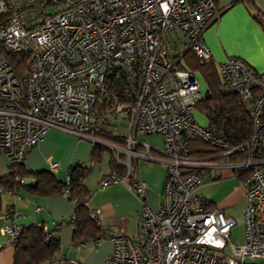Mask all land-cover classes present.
Segmentation results:
<instances>
[{
    "label": "built area",
    "instance_id": "2783aa9c",
    "mask_svg": "<svg viewBox=\"0 0 264 264\" xmlns=\"http://www.w3.org/2000/svg\"><path fill=\"white\" fill-rule=\"evenodd\" d=\"M218 1L0 0V149L9 164L25 162L50 130L91 139L127 157L126 176L108 174L100 187L125 184L143 207L135 238L121 228L93 240L96 246L105 240L114 245L104 264H264V72L236 58L218 65L224 89L240 97L254 124L251 140L232 147L221 133L196 121L204 95L184 59L189 52L201 65L214 61L203 35L220 17ZM20 63L26 66L24 81L15 69ZM99 134L120 137L126 146L103 143L96 139ZM150 135L161 137L162 147L139 139ZM189 141L221 153L213 160L194 157ZM152 150L163 158L152 157ZM241 151H246L244 160H230ZM135 159L167 167L158 210L149 203ZM58 167L50 164L52 171ZM219 168L247 174L242 181L244 242L239 245L232 242L238 221L209 208L199 193L211 173L219 177ZM91 217L104 224L101 211ZM2 219L9 221L2 234L15 244L22 232L17 214L9 209Z\"/></svg>",
    "mask_w": 264,
    "mask_h": 264
},
{
    "label": "crops",
    "instance_id": "0c3cea01",
    "mask_svg": "<svg viewBox=\"0 0 264 264\" xmlns=\"http://www.w3.org/2000/svg\"><path fill=\"white\" fill-rule=\"evenodd\" d=\"M217 7L220 17L207 28L203 35L214 62L220 65L229 59L236 58L246 62L254 71L263 73L264 27L256 16L260 15L264 18V0H246L236 3L230 0H219ZM207 90L206 84V91L202 90V92L205 94ZM96 139L99 140L97 137ZM139 139L157 149L163 144V139L155 135L143 136ZM95 145L91 139L59 130H50L26 155L25 165L29 171H46L51 173L57 181L65 183L73 166L91 164V169L84 181L86 190L92 194L89 201L90 209L99 210L103 214L104 224L101 227L106 234L116 235L121 228H124L130 237L135 238L137 218L143 207L141 200L122 183L112 184L104 189L100 187L101 180L111 172L121 175L125 171L124 168L121 170V168L113 167L112 164L113 159L124 154L118 150L105 149L98 153L97 158H94ZM136 150L143 152L141 146H138ZM150 155L157 159L163 158L162 154L155 150L150 152ZM119 160L124 164L127 157L125 156V160L124 158ZM51 163L59 165L57 171L51 170ZM132 163L138 177L147 185V198L151 207L158 210L161 206L167 167L161 162L142 159L132 160ZM9 170V162L0 149V264H14L16 254L15 244H9L1 231L4 225L9 224V221L2 219L9 209H13L17 214V223L22 229L37 225L43 226L47 232L57 233L56 239L59 241L60 251L56 254L55 260L76 261L79 264H104L112 256L114 245L110 240L103 241L100 246L93 243L94 239H90L85 246L75 245V226L72 220L76 207L66 194L57 192L40 196L21 189L18 191L19 198H15L4 183ZM217 172L220 173L218 179L215 178L214 173H211L203 182L199 193L212 207L222 209L228 216L235 218L239 212L233 202L235 191L239 192V190L235 185L230 187L233 184L231 179L234 177V172L228 168H219ZM240 183L245 199V186L241 180ZM25 185L28 189H32L35 179H27ZM237 197L239 199V195ZM244 209L245 206L243 217Z\"/></svg>",
    "mask_w": 264,
    "mask_h": 264
},
{
    "label": "trees",
    "instance_id": "16d2710c",
    "mask_svg": "<svg viewBox=\"0 0 264 264\" xmlns=\"http://www.w3.org/2000/svg\"><path fill=\"white\" fill-rule=\"evenodd\" d=\"M239 1L246 0H238L237 2ZM256 18L264 27V18L260 15L256 16ZM184 59L189 69L196 73L199 71L205 78L208 90L205 94L203 93V100L197 105L196 109L206 117L208 127L221 133L232 147H240L248 143L254 132L253 120L240 97L224 89L222 80L218 75V65L214 61L210 64L201 65L198 59L189 52L185 54ZM15 69L21 81H24L26 77L25 63L17 64ZM106 112L104 109L101 111L102 115ZM97 138L111 146L121 148L126 146L124 139L112 134H99ZM188 146L192 156L206 160L216 159L221 153L218 148L200 141H189ZM104 150L103 147L95 145L93 157L97 158L98 153ZM246 156V151H241L230 156V160L241 161ZM123 158L125 160L124 155L113 159L112 164L113 167L121 168V170L124 168L125 171L121 175L116 172H111L110 174H115L119 178L126 176V166L119 160ZM9 169V174L4 178V183L10 193L24 189L40 196H48L57 192L68 196L76 207L72 220L75 226L74 241L76 246L88 243L90 239L104 238L107 235L102 227L92 219L91 216L94 210L90 209L87 202V198L92 194L86 190L84 181L91 169V164L73 166L65 183L57 181L49 172L29 171L25 162L9 164ZM234 173L241 181L247 176L246 173L241 171H235ZM134 177L135 173L127 181L131 182ZM30 178L35 179V185L32 189H28L25 184L17 181V179L27 180ZM207 205L209 208L214 209L208 202ZM48 233L43 226L33 225L23 228L15 243L14 264H42L55 260L56 254L60 251V244L56 237L52 238Z\"/></svg>",
    "mask_w": 264,
    "mask_h": 264
},
{
    "label": "rangeland",
    "instance_id": "374dc122",
    "mask_svg": "<svg viewBox=\"0 0 264 264\" xmlns=\"http://www.w3.org/2000/svg\"><path fill=\"white\" fill-rule=\"evenodd\" d=\"M49 13H53L54 10L53 9H49L48 10ZM197 77L199 78V82L201 85V88L203 91H206V81L205 78L203 77L202 73H200L199 71H197ZM112 119H114V123L115 124H120L121 122L119 121V117H117L116 115H113L111 117ZM195 118L196 121L201 125V126H208L207 125V119L206 117L198 110H195ZM125 122L127 121V119H124ZM103 147L104 149H107L109 151H113L111 149H108L102 145H98ZM209 148V147H208ZM125 157V156H124ZM205 163H207V161H205ZM205 181V180H204ZM203 181V182H204ZM231 181L233 182V184L230 187H233V185H235L237 187V190H239V192L241 194H239V192L235 191V196H234V207L236 208V210L239 212V215L236 218V220L238 221L237 226L234 228L233 233H232V242L234 244H242L244 242V217H243V207L245 206V199H244V195H243V189L241 187V183H240V179L236 176V174H234V177L231 179ZM237 195H239V199L237 197ZM239 200V201H238ZM61 260H52V261H48L42 264H61L60 263ZM82 261V260H81ZM251 264H261V261L259 260H255V261H250Z\"/></svg>",
    "mask_w": 264,
    "mask_h": 264
}]
</instances>
